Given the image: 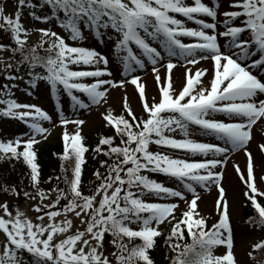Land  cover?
<instances>
[{
	"label": "snow or ice",
	"instance_id": "6c2138e0",
	"mask_svg": "<svg viewBox=\"0 0 264 264\" xmlns=\"http://www.w3.org/2000/svg\"><path fill=\"white\" fill-rule=\"evenodd\" d=\"M227 7L235 10L221 11V0H39V4L18 0L13 17L5 15L0 5V28L11 33L15 45L0 44V52L11 53L9 62L0 57L9 73L5 79L22 80L12 73H19L21 66L27 65L30 87L36 88L40 81L49 85L57 100L60 123L78 127L75 134L65 131L63 135L61 159L74 160L72 178L64 175L67 191L55 187L45 192L39 187V165L33 146L40 142L37 136L46 138L49 131L41 122L51 123L53 118L35 104L13 99L16 84H5L0 89V105H4L0 116L18 119L31 130L27 139L0 140V159L23 158L31 169L34 189V193L24 191L23 196L26 200L39 197L40 201L33 206L38 222L18 207L13 214L6 201L0 204V232L6 237L0 249V264H27L25 252L31 256L30 264H154L149 250L155 247L156 238L163 234L160 226L166 223L171 224V231L165 243L175 253L171 264H238L233 252L229 202L222 185L223 166L230 151H244L246 173L239 166L235 170L246 186L243 196L258 214L246 223L264 229V205L257 200V196L264 197V191L255 182L253 157L248 150L253 125L264 118V76L253 72H264V0H231ZM25 8L33 20L61 28L67 33V40L82 44L92 36L103 43L106 37L113 42L112 55L120 66L118 71L130 79L111 78L109 57L94 48L67 43L51 27L36 29L41 34L40 41L28 46L30 32L21 22ZM37 8L47 11L37 15ZM189 22L195 27L188 26ZM221 37L227 41L223 45ZM41 49L48 55H39ZM173 58L183 62L181 66L211 60L214 75L205 84L202 78L208 69L197 68L193 73L192 68L185 67L186 82L177 92L172 81V70L177 66ZM147 64L152 65L160 95L158 102L154 97L149 102L146 86L135 74ZM82 66L90 70H81ZM157 66L166 69L164 77ZM89 78L91 82H87ZM127 83L135 85L146 116L138 117L133 112L127 95L123 98L126 116H116L111 109L103 115L107 125L114 128L115 136H101L93 152L115 159L111 164L101 161L106 172L94 173L100 183L91 195H85L81 190L82 165L88 148L79 131L85 121L64 118L59 97L66 93L73 107L88 109L102 101L107 103L110 90L123 88ZM77 93L86 96L88 103ZM28 94L32 95L30 91ZM216 113L226 119H216ZM178 130L181 139L176 138ZM197 132L214 136L224 146L192 139ZM116 136L120 138L119 145L114 143ZM104 145L106 150L101 147ZM258 147L264 153V144ZM165 149L181 150L182 155ZM196 156L202 159H191ZM61 167L67 173L63 164ZM146 173L162 174L181 187L166 186ZM260 180L264 182V176ZM210 185L218 189V220L211 227L198 210L197 192V186L207 190ZM0 191L16 197L21 194L15 186L5 185ZM52 192L56 193L55 200L44 203ZM153 198L161 202H153ZM61 200L67 202L61 205ZM178 201L186 204V210L179 209ZM178 210L180 217L176 215ZM70 216L79 220L82 230L77 227L69 234L74 227ZM185 230L190 243L185 242ZM57 236L64 238L57 241ZM109 237L115 251L106 254L105 241ZM135 239L142 243L130 247ZM220 246L226 251L216 254ZM252 247L253 252L264 250V240ZM253 252L248 256L255 260Z\"/></svg>",
	"mask_w": 264,
	"mask_h": 264
},
{
	"label": "rangeland",
	"instance_id": "374dc122",
	"mask_svg": "<svg viewBox=\"0 0 264 264\" xmlns=\"http://www.w3.org/2000/svg\"><path fill=\"white\" fill-rule=\"evenodd\" d=\"M2 2V3H1ZM189 3H191V0H188ZM205 3H208L209 0H204ZM231 0H221V11H230L235 9H230L227 7L228 3H230ZM0 5L4 8L5 15H11L14 17L17 9H18V0H0ZM183 19L182 17H178ZM21 22L24 25L25 28H27L30 32L29 38H28V46H35L40 41V32L36 31V29H42V28H49L51 27L54 31H56L59 35L66 38V42L69 44H72L73 46H83L88 48H94L98 52L104 54L105 56L109 57L110 61H112L109 64V69L113 72V79L119 80V79H130V77H123L121 75V72L118 71V68L120 67L114 62L113 58V42L107 41V38H104V42L101 43L97 41L94 37L88 36V38L81 44L79 42H73L70 40H67V33L64 32L61 28L57 27L54 23H42L40 21L33 20L31 16L29 15V9L25 8L23 10V14L21 16ZM188 26L195 27V25L191 22L188 23ZM4 30V28H3ZM220 30H223L221 27ZM5 31V30H4ZM6 37L9 40L11 38V33L6 32ZM5 37V39H6ZM185 42H190L188 38H184ZM221 45L226 43V38H219ZM4 41V40H2ZM3 44V43H0ZM47 46V45H45ZM134 47V46H133ZM0 57L4 59V61L8 62L9 55L7 51L0 52ZM7 59V60H6ZM208 63L200 62L198 65L192 66V65H186L181 66L183 62H177L175 58H173V62L177 64V66L172 70V81H173V87L178 92L181 90L182 86L186 82L185 80V67L192 68L193 73L197 68H206L208 69V72L205 74V76L202 78L205 82V84L208 83V81L212 78L214 75V67H213V61L206 60ZM73 70H77L75 66H72ZM159 67V66H157ZM152 65L147 64L146 68L144 70H137L135 73L136 75H139L141 77V81L146 86V95L149 99V102H152V98L154 97L156 102L159 101L160 95L158 91V87L156 84V81L154 79V74L151 71ZM5 69V64L0 63V72H3ZM81 70H90L86 69V66H82ZM166 69L163 67H159V73L161 77L165 76ZM253 72L257 75H259V72L257 70L253 69ZM26 74L23 77L22 80H14L12 84H16L17 87L13 88L12 91L14 92L13 99H16L19 103H27V104H35L39 107H41L44 111L48 112L49 115L52 116V122L49 123L47 121H42V125L47 128L49 131L46 133V138H41L40 136H37L36 138L40 141L39 143L35 144L33 148H37L43 144H52L56 139H59L62 144L65 146V142L63 140V135L65 131L69 133V135H73L77 132L78 127L75 124H68L67 126L60 123V114L57 111V100L54 98L50 91V86L47 85L45 82L40 81L38 82V86L36 88H31L29 83L26 82L29 78V76ZM2 77L0 76V80ZM87 82H91V79L89 78ZM31 92L32 95H29L28 92ZM77 95H80L81 99H84L86 103H88L87 97L83 94L77 93ZM127 95L128 101L130 104V107L132 108L133 112L138 116H146L145 113H143L141 101L139 98L138 91L135 87V85H132L131 83H127L124 85L123 88L117 87L115 89H111L108 94V102L104 103L103 101L99 105H91L88 109H82L77 107H73L72 102L69 97H67L66 93H62L59 97L61 101V110L63 111L64 118L75 120V119H81L84 120L85 123L83 125L79 126V131L81 136L83 137V144L88 148V151L84 154V160L85 163L82 165V181L86 178V176L90 175L89 167L87 166L86 159L89 158V156L93 153V149H95L92 144L91 148L89 147L88 143L84 141V137L91 135L94 132H98L101 136L105 137V134L102 132H105L107 128L114 129L112 126L107 125V122L103 119V115L107 114V111L109 109L112 110L113 114L116 116L119 115H127L123 108V98ZM4 105H0V108H3ZM216 119H226L222 115H218V113L215 114ZM130 119V118H129ZM31 134V130L28 128L27 124L24 122L18 120V119H12L7 117L0 116V140L8 141V140H15L16 138H22L27 139V136ZM252 139L248 145V150L251 152L253 157V166H254V176L256 177V184L260 191H264V182H261L260 177L264 176V153L261 152L260 148L258 147L260 144H264V118H262L260 121H257L256 125H253L252 131H251ZM176 138L181 139L183 138L179 130L176 133ZM192 139H195L200 142H213L218 145L224 146L223 141L216 140L214 136H202L198 132L191 137ZM106 150V145L101 146ZM153 150L155 151V146H152ZM164 151L168 153L176 152L178 155H182L181 150H171V149H165ZM105 155L101 153V159H103ZM191 159L199 160L202 159V157L196 156L191 157ZM73 162L74 166V160H69V163ZM247 157L243 150H236V151H230L228 153V159L226 163L223 166V180L222 185L226 189L227 199L229 202V213H230V219L231 224L233 228V234H234V255L238 262V264H255L253 259L248 256V253L251 251L252 246L262 240H264V229H259L256 227L251 226L249 223H246L248 220L247 217H244L243 209L247 205H251V201L247 200L243 196V192L246 190L245 184L240 180L239 175L237 174L235 170V166H239V168L246 173V166H247ZM72 166V167H73ZM150 175V178L157 180L158 182L165 183L166 186L174 187V188H180L181 185L178 182L173 181L171 178L165 177L162 174H156V173H146ZM0 181V189H2L3 186L8 184H5L4 182ZM11 188V186H9ZM18 190V189H17ZM20 196L16 197L13 195H9L8 193H5L3 191H0V204L4 203L5 201L9 204L10 210L13 211V214H15V208L18 207L21 211L25 212L28 217H30L34 222L36 221V216L38 213H36L33 210V206L37 203H39V197L35 200H26L23 196L24 191L32 192L34 191L32 189L30 190H19ZM50 192V191H48ZM197 192L200 195V200L198 201L199 204V211L201 215L207 217V223L208 226L211 227L213 223H216L218 220V212L216 210V200L218 199V189L215 187V185H210V187L206 190L204 188H200L197 186ZM230 195V196H229ZM188 199H191V194H187ZM56 193L52 192L50 199L45 200L44 203H51L53 200H55ZM99 199V197L97 198ZM171 199V198H169ZM257 200L259 203L264 205V197L257 196ZM67 201L61 200V205L65 204ZM153 202H161L156 201L155 198H153ZM179 203V209L180 210H186V204L183 201H178ZM254 208V207H253ZM2 210H0V215H2ZM177 217H180L181 211L176 212ZM70 218L74 221V227L71 232H74L77 227H81L79 224V220H77L74 216H70ZM59 219H63V217H58ZM47 217H45L44 223L46 224ZM171 224H163L160 226L162 229V232L164 233L166 228ZM134 228L137 226L133 225ZM82 230V227H81ZM187 235V234H186ZM64 238L63 236H57V241L59 239ZM110 237L106 239L105 241V248L107 249L106 254H110L111 252L115 251L114 248L109 243ZM6 241V237L3 234V232H0V249H2L3 243ZM226 251V249L223 246H220L217 249L216 254H223ZM110 259H113L109 255ZM28 264V263H27ZM114 264V262H113Z\"/></svg>",
	"mask_w": 264,
	"mask_h": 264
},
{
	"label": "trees",
	"instance_id": "16d2710c",
	"mask_svg": "<svg viewBox=\"0 0 264 264\" xmlns=\"http://www.w3.org/2000/svg\"><path fill=\"white\" fill-rule=\"evenodd\" d=\"M2 3V2H1ZM34 4H39V0H33ZM47 11V8L45 9H36L37 15L43 14V12ZM6 37V32L3 30V28H0V43H3L4 45L12 44L14 47V43L12 42L11 38L8 40ZM4 40V41H2ZM47 47V46H45ZM9 58L11 57V53L7 51ZM39 55L45 56L48 55L46 52H44L42 49L39 50ZM16 60L19 59V55L15 57ZM7 60V59H6ZM9 62V59H8ZM13 62L14 61H10ZM38 71H43V69H37ZM11 71V70H9ZM9 73L5 70L3 72H0V76L2 79L0 80V89L3 88V85L5 84H11L12 81L6 80L5 77ZM13 75H19V76H25L27 74V65H22L21 70L19 73H12ZM31 78V77H30ZM105 134V137L108 136H115V130L111 128H107L105 132H102ZM100 134L98 132H94L91 135L85 136L84 141L88 143L89 147L92 146L96 148V146L99 144L100 140ZM116 145L120 144V138L118 136L115 137ZM92 144V146H90ZM92 147V148H93ZM107 149V147H106ZM19 150H23V147ZM36 152V163L39 165V180L40 184L39 187L45 192L50 191L51 189L55 187H59L60 189H64L67 191L68 186L64 182V175L67 174L69 179L72 178V166L73 162L69 163V161H63L61 159L62 154L64 152V145L59 139H56L52 144H43L37 148H34ZM10 155V154H8ZM115 157H112V159H109V157L105 156L103 159H101V154L92 153L87 161V166L90 170V175L86 176V178L82 181L81 190L85 195H91L92 192H94L97 185L100 183L99 180L96 179L94 173L99 170L101 174H104L106 172V169L101 167V161H108L109 164L113 162ZM62 164L64 165V168L68 169L67 173L62 171ZM52 178V180L49 182V178ZM56 177H60L59 180L56 179ZM0 181L4 182L5 184H8L9 186H15L18 190H30L33 189L32 182H31V169L30 167L24 162L23 158L21 159H8L7 157L0 159ZM1 182V184H2ZM244 217H253L258 215L253 207L251 205H247L243 209ZM171 231V225H169L165 232L160 236L156 238V245L153 249L149 250L150 256L154 261V264H171V257L175 255L166 245L165 243V237L168 236V234ZM187 231L185 230V242H191L190 237L187 235ZM142 241L139 239H135L131 241L129 246H133L135 244H140ZM113 248V247H112ZM250 252H253V248ZM253 255L256 257L254 261L255 264H258V262H264V250H257L253 252ZM24 259L25 261L30 264L31 262V256L28 253H24Z\"/></svg>",
	"mask_w": 264,
	"mask_h": 264
},
{
	"label": "bare ground",
	"instance_id": "6f19581e",
	"mask_svg": "<svg viewBox=\"0 0 264 264\" xmlns=\"http://www.w3.org/2000/svg\"><path fill=\"white\" fill-rule=\"evenodd\" d=\"M202 63L203 62H205V63H208V61H206V60H203V61H201ZM218 115H222V114H220V113H218ZM223 116V115H222ZM230 196V195H229Z\"/></svg>",
	"mask_w": 264,
	"mask_h": 264
}]
</instances>
